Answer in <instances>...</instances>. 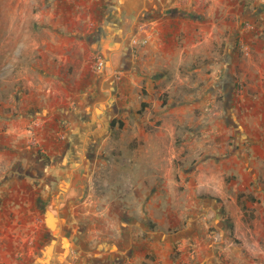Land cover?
I'll return each instance as SVG.
<instances>
[{
  "label": "rangeland",
  "instance_id": "obj_1",
  "mask_svg": "<svg viewBox=\"0 0 264 264\" xmlns=\"http://www.w3.org/2000/svg\"><path fill=\"white\" fill-rule=\"evenodd\" d=\"M187 1L208 20L182 58L126 0H0V264H264V61L240 32L264 28L252 0Z\"/></svg>",
  "mask_w": 264,
  "mask_h": 264
},
{
  "label": "crops",
  "instance_id": "obj_2",
  "mask_svg": "<svg viewBox=\"0 0 264 264\" xmlns=\"http://www.w3.org/2000/svg\"><path fill=\"white\" fill-rule=\"evenodd\" d=\"M238 1L239 0H235L234 5H237ZM187 2H188L187 0H166L165 2L163 0H126L125 7L127 13L134 14L137 17L136 20L144 19L143 21L149 24L148 27L145 28L144 30L146 34L149 35L151 41L157 42V46L161 42L166 43V41H167V43L165 44L166 46L169 43L168 41H170L171 45L176 46L178 44L177 41L180 38L182 42L181 53L183 58L186 52H190V50L194 48L191 47L190 45L191 36L198 34L199 31H197V28L205 27L206 21L208 20V18L206 17L200 18V15H198L199 18L194 16L195 14L191 13L192 12L191 11L192 9L190 7L191 5L190 3ZM175 3L178 5H176ZM229 3L232 4V0H230ZM252 3L256 6L255 11L252 12V19L258 20L259 25L262 26L261 28H264V0H252ZM179 4L181 6H179ZM176 10L177 12H175ZM179 10L181 11L178 12ZM248 12L249 11L247 10V13ZM216 19H219V16L217 17V15H215L213 19H210L211 25H213L214 27L217 25L215 23ZM129 22H132V20H129ZM240 32L242 33L245 41L252 46L254 52L257 55V58H261V60L264 61V38L259 37L261 32L257 33L256 31H253L249 28L247 29V27L245 29L241 28ZM103 42L104 41H102V47L105 44V42L104 43ZM193 46H195V44H193ZM160 50H163V47H161ZM253 61L255 62V60ZM255 63L258 65L257 62ZM258 66L254 67L255 70L254 72H256L255 74H260V76L264 78V67L263 66L258 67ZM251 111L257 112V114H262V112L264 111V100L261 105L256 104L255 107H252ZM252 128H256V127H252ZM65 160L66 158H63L64 163L67 162ZM64 165L66 167L67 163ZM72 173L73 172H71V175H69V178L70 180L75 181V176L72 175ZM73 190H75L74 186L71 187L69 191L70 193L69 197L74 196ZM25 200H26L25 197L23 195H20L18 199L20 203L15 204L16 206L18 205L20 206L19 211L21 212L24 210V207L26 206L23 203V201ZM217 205L218 202L215 204V207L221 208L218 207ZM220 222H222L221 219ZM45 226L49 229V225L47 224V222Z\"/></svg>",
  "mask_w": 264,
  "mask_h": 264
},
{
  "label": "flooded vegetation",
  "instance_id": "obj_3",
  "mask_svg": "<svg viewBox=\"0 0 264 264\" xmlns=\"http://www.w3.org/2000/svg\"><path fill=\"white\" fill-rule=\"evenodd\" d=\"M69 144H70V146H72V143H71V142H70ZM88 147H89V146H88ZM67 154H68V153H67ZM68 155H69V156H65V157H67V158H66V160H67V166H68V165H69V166H70V165H71V166H73V165L77 166V162H76V163L73 162V160L75 159V155H74V154H73L74 156H73L72 154H68ZM72 156H73V157H72ZM65 157H64V158H65ZM62 160H63V159H62ZM43 164H44V166H46L45 162H44ZM67 166L65 167V165H63V166H61L60 168H61L62 170H64V171H65V170H69ZM71 169H72V168H71ZM78 172H79V171H78ZM85 172H86V171H85ZM72 175H74V176H75V179H77V177H78L79 174L77 173V171H74V172L72 173ZM217 210H218L217 212H220V211H221V209H217ZM54 216H55V218H56L55 221H54V228H51V227L49 226L50 232L58 231V228H59V223H60V222H59V217H58L57 215H54ZM61 239H62V238H61ZM75 241H76L75 244H76V243H79V241H80V240H79V237H75ZM48 249H50V247H48ZM48 249H46L47 252L49 251ZM59 249H60V251H63V250H62L63 248H62L61 245L59 246ZM77 250H78V249H77ZM77 250H76V251H77ZM47 252H46V255L44 256V258H47V257H48ZM49 252H50V251H49ZM49 252H48V253H49ZM59 253L63 255V252H62V253L59 252ZM49 255H50V254H49ZM61 257H62V256H61ZM49 261H50L49 259H48V260L45 259V260H44V264H48Z\"/></svg>",
  "mask_w": 264,
  "mask_h": 264
},
{
  "label": "built area",
  "instance_id": "obj_4",
  "mask_svg": "<svg viewBox=\"0 0 264 264\" xmlns=\"http://www.w3.org/2000/svg\"><path fill=\"white\" fill-rule=\"evenodd\" d=\"M105 66H106L105 58L101 54L96 55L94 70L97 71V72H101V71H103Z\"/></svg>",
  "mask_w": 264,
  "mask_h": 264
},
{
  "label": "water",
  "instance_id": "obj_5",
  "mask_svg": "<svg viewBox=\"0 0 264 264\" xmlns=\"http://www.w3.org/2000/svg\"><path fill=\"white\" fill-rule=\"evenodd\" d=\"M55 216L52 212L47 211L46 213V222L47 224L51 227L54 228V221H55Z\"/></svg>",
  "mask_w": 264,
  "mask_h": 264
}]
</instances>
